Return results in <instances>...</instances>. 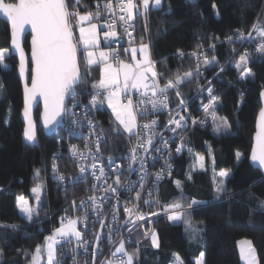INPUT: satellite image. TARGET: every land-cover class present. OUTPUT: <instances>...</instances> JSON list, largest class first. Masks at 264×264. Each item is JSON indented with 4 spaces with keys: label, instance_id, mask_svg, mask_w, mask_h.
Wrapping results in <instances>:
<instances>
[{
    "label": "trees",
    "instance_id": "obj_1",
    "mask_svg": "<svg viewBox=\"0 0 264 264\" xmlns=\"http://www.w3.org/2000/svg\"><path fill=\"white\" fill-rule=\"evenodd\" d=\"M213 3L217 5L219 15L212 7ZM95 4L96 0H82L81 13L89 11ZM258 15L264 18V0H163V8L149 11L147 32L142 17L134 21L135 42H141L143 37V42L149 44L156 71L163 74L160 78L163 83L195 70L194 58L189 54L199 50L198 42H202V50H206L209 60L215 56L219 65L225 66L217 77L219 66L206 68L202 64L203 76L183 83L180 92L194 104L193 95L198 86L207 80L213 81L220 94L215 111L218 117H227L231 126L227 133H216L212 121L206 128L191 130L183 140V153L175 160L171 174L153 193V201L158 203L152 201L149 208L152 211H161L164 205L174 202L184 204L185 208L193 199L206 202L187 211L191 224L200 228L198 238L193 239L183 221L172 222L167 215H162L154 222L161 243L159 249L152 248L150 240L137 233L129 240L131 242L126 241L128 251L135 249L136 241H140L138 264H172L173 253H179L184 264H195L201 251L205 252V264H243L237 249V240L242 238L251 240L258 264H264V210L259 209V201L264 200V183L261 182L264 175L249 161L255 118L260 108L259 92L264 86V56L249 60L254 79H241L235 61L245 50L251 51L253 41L229 45L213 39L218 36L223 40L236 29L247 33ZM28 39L26 36V50L29 48ZM9 40L8 24L0 19V47H9ZM212 43H216L214 51L208 50ZM231 48L236 49L235 53ZM178 49L185 53L183 57L178 54ZM79 56L83 73L85 62L81 53ZM5 63L7 68L0 66V84L3 85L0 88V222L18 227L15 230L0 228V247L5 249L0 264H28L36 246L60 226V218L66 212L69 216L68 200L79 193V185L59 184L54 179L53 154L63 157L56 161L62 170L69 164L59 140L60 128L47 136L37 123V142L24 141L20 117L23 97L16 73L17 60L11 55ZM90 72L91 75L77 87L83 97L90 94L92 83L99 79V65H92ZM168 94L175 105V91L170 90ZM39 113L40 107L37 106L34 110L36 121ZM96 119L107 138L102 151L113 156L124 152L131 136L113 133L115 123L105 108L98 110ZM237 151L242 154L239 160L235 155ZM196 154L205 157L204 170L194 168ZM37 168L41 169L39 178L34 175ZM222 169L230 170V176L217 178L215 175L214 179V174ZM220 179L224 180L227 193L216 199L214 185ZM176 181L181 182L182 193ZM37 183L43 185L40 192L42 204L38 217L34 215L33 221L29 222L21 215L16 198L23 196L35 206L31 189ZM58 258L61 264H69L66 259Z\"/></svg>",
    "mask_w": 264,
    "mask_h": 264
},
{
    "label": "snow or ice",
    "instance_id": "obj_2",
    "mask_svg": "<svg viewBox=\"0 0 264 264\" xmlns=\"http://www.w3.org/2000/svg\"><path fill=\"white\" fill-rule=\"evenodd\" d=\"M82 0H0V14L6 18V22L10 24V46L0 47V66L7 68L6 59L12 54H19V75L24 78V109L23 117L25 126L23 128V137L29 143L37 142V125L32 115L33 101L37 96L43 98L44 110L41 113V120L43 129L47 133L57 131V127L67 122L70 126L68 133L70 137H78L84 141V150H81L77 145L71 144L69 146L70 155L74 158L77 164L79 174L76 176L65 177L64 174H57L55 179L59 182L68 181V183H78L85 179L89 174L94 178L96 183L92 185L93 195L88 197V201L81 200L77 205L76 201L71 202L72 210H82L85 212L84 216L70 217L67 212L60 218V226L55 228L51 235L45 237L43 245H37L31 253L30 264H42V260L46 256V264H61L58 258V249L65 243L71 244L75 242V247L71 249L72 253H76L78 249L83 248L87 251L89 242L83 239L84 233L78 229L77 224L82 223L87 227L88 209L86 203L90 202L91 211L98 217L100 224V231L94 233V242L92 245V264H96V257L102 254L100 249V241L102 239L101 233L107 229V236L110 243H114L112 235L118 232L120 227L131 225L127 227V231L131 234L136 227L137 221H144L145 215L138 212V206L135 210L129 207L127 203L124 206V212L127 217L124 225L113 227L105 223V220L100 218L104 216L103 202L109 198L108 194L118 195V187H121L122 167L115 162V158L108 157V169L106 172L105 165L102 163L101 143H106L107 138L104 134V129L99 122L88 118V114L93 109H99L107 101L108 107L112 109L115 115L116 125L112 128L115 135L128 133L130 136L138 132L136 123V113L133 109L132 100L129 99L127 104L120 102L121 93L126 92L129 87L133 89H143L141 104L150 106L152 111L168 105V92L174 90L178 98V108L181 110L175 116L170 114L168 124L165 126L166 130L171 132L173 136H179L189 120L193 125H203L206 121L203 118L193 117L188 112V102L180 92V86L196 77L203 76V69L201 68V60L206 68L219 66V72L216 76L225 70L224 65H219L216 57L213 56L211 60L208 59L206 50H199L189 55L196 58V69L184 72L182 75H176L174 79H168L167 82L161 86L158 78H163V74L156 71V61L151 58L150 46L141 42L137 47L131 45L135 43L134 21L137 17H142L145 21L144 28L148 31V13L150 10H160L163 8V0H96L95 11H84L81 13L80 7ZM87 7V6H84ZM170 7V6H169ZM212 7L217 10V5L213 3ZM105 14L107 18L105 19ZM104 20V26L107 28L103 31V40L108 43H115L116 38L120 35L117 28V21L124 29V34L129 37L130 48H125L124 52H131V63L119 59L120 53L116 48L109 47L107 50L100 48V25L93 21ZM31 28V66L29 67L25 49L22 44L21 37L25 31V27ZM74 27H78V38L74 34ZM133 31H129V29ZM215 41L220 43H228L232 45L236 42L243 43L244 41H254L259 39L256 47V52L264 54V18L257 16L251 28L245 33L240 29L233 31L232 35L226 36L223 40L220 37H213ZM202 42H198L197 49H202ZM216 43L209 44L208 50L214 51ZM235 53L236 49H230ZM82 52V59L84 60V70L81 72L80 59L78 53ZM178 54L183 57L185 55L181 50H177ZM137 53L142 58H137ZM251 53L245 50L235 61V67L239 70L241 79H248L255 77L252 69L248 66ZM112 61H115L113 63ZM100 64V78L98 81L92 83L91 87L94 94L91 95L87 104L82 105L83 118H79L75 108L81 107V102L77 99V87L88 76L91 75L90 68L92 65ZM30 76V86L28 78ZM3 85L0 84V88ZM264 87V86H262ZM198 92L201 94L207 93L208 103H203L201 99L200 107L203 109L204 117L211 115L214 124L213 131L220 133L229 132L230 124L227 117H218L215 111L218 106V97L214 95V87L210 80L207 81V86L199 85ZM242 95V94H241ZM261 99L264 100V90L260 92ZM102 97V98H101ZM66 99H70L72 107L66 106ZM185 113V114H182ZM141 114H148L145 110ZM71 117L69 120L68 118ZM257 131L255 133V143L251 152V160L258 162L260 168H264V107H261L258 114ZM88 128V133L85 135L81 129ZM122 126V127H121ZM158 121L153 119L150 122L144 123L140 127L146 130L145 136H139L137 145L130 150L128 170H134L133 165L139 164V188L143 190L144 181L148 175L146 171L147 158L152 151L162 153L169 151V139L165 138L163 132H156ZM99 129V132H97ZM58 134V133H57ZM159 137L162 147L155 144V139ZM62 139V138H61ZM181 143L177 145L176 152L180 153L184 148L183 138ZM92 145V146H90ZM94 146V147H93ZM138 150H142L144 155H138ZM236 158H241V153L236 152ZM60 154H53V171L58 173L57 160L62 159ZM153 160L158 157H152ZM200 161V167L203 168V157L197 156ZM91 160V163L88 161ZM215 158L213 157V163ZM170 169V165L166 164ZM41 169H34V175L39 178ZM99 173V174H97ZM115 173L112 184H108V178ZM170 174V171H169ZM230 170L222 169L218 173L220 178L230 176ZM163 175V169L155 173L157 180ZM191 179V175L188 176ZM215 179V174H214ZM264 183V178L261 180ZM137 182L133 181L128 186V191H134L133 185ZM178 188L182 185L180 181L175 182ZM256 181H253L255 184ZM252 185H249L251 188ZM43 188L42 183H37L32 189L35 194L36 205H30L29 201L23 197L16 198V204L20 212L26 219L33 221L34 215L38 217L41 207L40 192ZM96 191H101L103 195L99 198L95 195ZM227 193L223 179L214 185L215 198L219 199L221 194ZM151 196V192L148 193ZM254 195V194H253ZM135 200H141V191H135ZM158 203V201H153ZM149 203V201H144ZM206 203L199 200H191L185 208L184 204L174 202L163 206L162 210L167 215V219L172 222H180L186 225V231L191 228V218L187 215L189 209H193L195 205ZM259 209L264 210V200L259 201ZM118 208L114 207L112 224L118 225ZM152 216L159 215V213H150ZM18 227L16 224H8L7 222H0V228L15 230ZM193 239L198 238V232L192 233ZM144 239L150 240V246L154 249L161 247L159 234L155 229L147 230L143 234ZM131 242V241H129ZM137 247L132 251L126 248L124 239H120L118 246L111 252L109 258L100 261V264H138V256L140 253V241H136ZM20 252V250H17ZM5 249L0 247V257H3ZM28 255L27 252L23 253ZM43 254V255H42ZM59 255H64L59 252ZM241 256L247 261V264H258L256 250L251 241H244L241 247ZM73 264H77L75 256H73ZM173 264H184L183 259L179 253H173ZM195 264H205V252L201 251L199 256L195 259Z\"/></svg>",
    "mask_w": 264,
    "mask_h": 264
},
{
    "label": "built area",
    "instance_id": "obj_3",
    "mask_svg": "<svg viewBox=\"0 0 264 264\" xmlns=\"http://www.w3.org/2000/svg\"><path fill=\"white\" fill-rule=\"evenodd\" d=\"M103 2H104V0H101V3H103ZM95 6H96V4L89 11H95ZM104 18L105 19L107 18V14H105ZM93 22L98 23L99 25H102L104 27V30L105 31L107 30V28L104 26V20L103 19L100 21L94 20ZM116 30L120 35L116 38L115 43H108L109 47L119 49L121 46H128L129 45V37L124 34V29H123V27L120 26L119 21H117ZM129 31H133V29L130 28ZM135 34H136V29L134 28V32H133L134 37H135ZM259 42L260 41L257 40V41H253V43H252L253 48L249 52V53H251V56H250L251 60H254L258 57L264 56V54H260V53L256 52V47H257V44ZM199 50H202V49H199ZM199 50H197V51H199ZM193 52H195V51H193ZM193 52H191V53H193ZM193 58H194L195 69H196L197 61H196L195 57H193ZM202 64H203V61L201 60V65ZM98 80H96V81H98ZM207 81H205L204 83H202L200 85H203L206 87ZM211 82H212V85L214 87V95H216L218 97V101H219L220 94L217 90V86L213 81H211ZM92 94H94L93 89H91V92L87 97H83L80 93L78 94L77 99L81 102V107L75 108V111L78 114L79 118H83L82 105L88 103ZM167 95L169 97L167 107L166 108L161 107V108L157 109L155 112L152 111L150 106H145V105L140 103L141 99L143 98L141 93H135V92H132L131 90H129L124 97L126 100H129V99L132 100L133 109L136 113V123H137V129H135L134 131L138 132L139 136H145L146 135V130L140 126L143 125L144 123L150 122L151 120L155 119L158 121V126L156 127L155 131L158 133L163 132V135L165 138L171 137V139H169L170 152L164 151L162 153H156L155 151H152L151 155L148 156L147 164H146V171H147L148 175L144 181L143 190H141L139 188V176H140L139 164L137 163L136 165H133L134 170H132V171L128 170V163H129L128 157L130 154V150L137 145V141L139 139V136L136 134L131 135L130 143H129L127 149L124 152H122L121 154H119L118 156L105 154L102 151V144L103 143H101L100 147H101V153H102V157H103L102 163L105 165L106 172L109 171L107 158L110 156L115 158V162L121 165L123 171L121 174V185L122 186L118 187V195L108 194L109 198L103 202L104 216L100 217V218L104 219L106 224L112 225L113 227H119V225H124V221L127 217V214L124 212V206H125V203H127L128 206L134 208V210H135L136 206H138V212L136 214L138 215L140 213H143L145 215V220L144 221H137L135 230L131 234H129L128 231L126 230L127 227H132L131 225H126L125 227H120L119 231L114 232L112 235V240L114 241V243L109 242L108 236H107V229H105L101 233L102 239L100 241V249L102 250V253H104V255H103L102 259H99L96 257L97 258L96 260H99L98 264H100L101 260H104V259L110 257L111 252L114 251L115 247L118 246L120 239H124L125 242L132 240L133 235L136 233L141 238H143V234L145 231L154 229V222L158 217H160L162 215L171 214V213L165 214L163 212V210H161V211L149 210L151 203L153 201L154 190L163 180H165L171 174L172 170L174 169L175 160L182 155L183 149L180 153H177L175 150L177 145H179L181 143L180 138L182 137L184 140L185 136L194 128H206L212 123L211 115L204 117L203 109L200 107L201 99H203V103H208L207 93L205 92L201 96V94L198 92V88H197L196 92L193 95L194 104L189 103V101L187 100L188 112H190L193 117L205 119L206 122L203 125H199V124L193 125L191 123V120H189L187 123V126L182 131L179 132V136L174 137L171 132L166 130L165 126L168 124V121L170 119V114L172 116H175L181 110L177 106L178 105V98L176 97L175 105H173L171 103L170 95L169 94H167ZM65 103H66L67 107H69V108L72 107V102L70 99H66ZM100 109H103V106L100 107L98 110H100ZM98 110L93 109L92 111H90L88 114V118L92 119L94 121H97L96 113L98 112ZM145 110L148 112V114H141ZM182 114H185V113H182ZM68 119L70 120L71 117H69ZM69 126L70 125L67 122H64L59 127L61 129V134H60L59 140L62 143L64 153L68 159V163H69L67 165L68 168L62 170L59 166V163L56 162L58 165V173H55V172L53 173L54 179H55V176L57 174H64L65 177L76 176L79 174V169L77 167V164L74 162V158L70 155L69 146L71 144H75L81 150H84V141L78 137H75V136L70 137L69 133H68ZM81 131L85 135H87L88 128L85 126L81 129ZM97 132H99V129H97ZM154 142H155L156 146L162 147V144L160 143L159 137H157ZM90 146H92V145H90ZM138 155H144L143 151L138 150ZM152 157H158V159L153 160ZM88 163H91V160H89ZM166 164L171 166L170 169L168 167H166ZM161 169H163V175L161 176V178L159 180H157L155 177V173L159 172ZM169 171H170V174H169ZM97 174H99V173H97ZM114 177H115V173H112V175L108 178V181H107L108 184L113 183ZM133 181H135L137 183L135 185H133L134 191L129 192L128 186ZM57 182L59 184H63L66 182L68 183L67 180L64 182H59V181H57ZM94 183H96V181L94 180V178L90 174L85 179L80 180L78 183H70L72 185L73 184L79 185L78 186L79 187V193L71 196L68 200L69 216L70 217L74 218L77 216H84L85 215V212L82 210L73 211L71 202L73 200H75L77 205L80 203L81 200H85L87 202L88 197L93 195L94 190L92 188V185ZM135 191H141V200L140 201L135 200V198H134L135 197ZM149 192H151V196L148 195ZM95 195L97 196V198H99L101 195H103V193L101 191H96ZM144 201H149V203H144ZM114 207L118 208V210H119L118 216H117L118 225L112 224ZM86 208L88 209L87 227H85V225L82 223H78L77 227H78V229H80L84 233L83 239L89 242L87 251H85L83 248H80L77 250L76 253H72L71 249L73 247H75V242H73L71 244L65 243L59 248V252L64 253V255H59V257L63 260L66 259L69 264H73V256H75L77 264H92L91 253H92V245H93V242L95 239L94 233L100 231V224L97 222L98 217L91 211L90 202L86 203ZM153 212L159 213V215H156V216L150 215V213H153ZM96 264H97V261H96Z\"/></svg>",
    "mask_w": 264,
    "mask_h": 264
},
{
    "label": "water",
    "instance_id": "obj_4",
    "mask_svg": "<svg viewBox=\"0 0 264 264\" xmlns=\"http://www.w3.org/2000/svg\"><path fill=\"white\" fill-rule=\"evenodd\" d=\"M0 19L6 22V18L2 14H0ZM7 24H8L9 30H10V24L9 23H7ZM26 36H29V39H28L29 48H28V50H26L25 47H24V49H25V54H26V57H27L28 65L30 67L31 66V60H30V55H31V28H30V26H26L25 27V31H24V33H23V35L21 37L23 46H24V41H25ZM9 46H10V40H9ZM12 56H14L16 58V60H17L16 73H17V76H18V78L20 80V83H21V86H22L23 108L21 110L20 117H21V120L23 122V128H24V126H25V120H24V117H23V109H24V92H23V88H24V78L20 77V75H19V70H18V66H19V54L18 53H14V54H12ZM78 56H79V53H78ZM28 82H29V86H30V76L28 78ZM262 90H264V87H262V89L260 90V92ZM260 92H259V102H260V108H261V107H264V100L261 99ZM37 106L40 107V113H39V116H38V121H36L35 118H34V110H35V108ZM260 108H259V110H260ZM43 110H44L43 98L40 97V96H37L36 100L33 101V105H32V115H33L34 120L36 121V125L38 123L40 125V127L42 128L44 134L47 135V136H50V135L54 134L55 132L47 133L46 134V131L43 129L42 120H41V113L43 112ZM259 110H258V112L256 114V118H255L254 132L252 134V146H251V149H250V152H249V161H250V163L255 168L259 169L260 172L264 175V168H260L258 166V162H253L251 160V152H252V148H253L254 143H255V133L257 131V122H258V118H259L258 117ZM59 127L60 126L57 127V130H58ZM23 139H24V141L26 143H29L28 141L25 140L24 137H23Z\"/></svg>",
    "mask_w": 264,
    "mask_h": 264
},
{
    "label": "crops",
    "instance_id": "obj_5",
    "mask_svg": "<svg viewBox=\"0 0 264 264\" xmlns=\"http://www.w3.org/2000/svg\"><path fill=\"white\" fill-rule=\"evenodd\" d=\"M103 31H105L104 30V27L102 25H100V37H101L100 48L101 49H108L109 48L108 42H105L103 40ZM74 34L78 38V35H79L78 27H74ZM139 44H140V42H135L131 46L132 47H137ZM125 48H130V45H128V46H122L121 48L117 49L119 51V53H120L119 59L125 60V61L131 63L132 62L131 59H130L131 52L129 50L128 53H125L124 52V49ZM81 55H83L82 52H81ZM137 58L138 59L142 58L139 53H137ZM112 62L115 63V61H112ZM98 65H99V68L102 67V65H100V64H98ZM99 78H100V73H99ZM158 82H159V84L161 86H163L165 84V83L162 82V80L160 78H158ZM129 90H131L132 92H135V93H141V94L143 93V90L142 89H133V88L129 87V89L126 92L121 93V96H120V102L121 103L127 104L128 100H126L124 97H125L126 93ZM103 108H105L106 110L109 111V113L113 117L114 123L116 125L117 122L115 121V115L112 112V109L110 107H108V104H107V101L106 100H105V103L103 105ZM195 225L196 224H191V228L187 230V232H189L191 235H192V233L194 231L200 233V228L197 225L196 226ZM244 241H248V240H244V239L237 240V249H238V252H239V256H240L241 262L243 261V257L241 256V247H242V244H243Z\"/></svg>",
    "mask_w": 264,
    "mask_h": 264
},
{
    "label": "rangeland",
    "instance_id": "obj_6",
    "mask_svg": "<svg viewBox=\"0 0 264 264\" xmlns=\"http://www.w3.org/2000/svg\"><path fill=\"white\" fill-rule=\"evenodd\" d=\"M95 23V22H94ZM105 50H107V49H105ZM127 62V61H126ZM143 90V89H142ZM144 91V90H143ZM77 93L79 94V92H78V90H77ZM122 127V126H121ZM126 134H128V133H126ZM197 156H202L201 154H196L195 155V159H196V161H195V165H194V168L195 169H197V170H204L205 168H206V162H205V157L204 156H202L204 159H203V164H204V167L203 168H201L200 167V161L197 159ZM216 175V177L218 178V173H216L215 174ZM20 197H23V196H20ZM34 197H35V194H34ZM24 198V197H23ZM24 199H26V198H24ZM26 200H28V199H26ZM29 201V200H28ZM29 203H30V205H32V206H34L33 205V203L31 202V201H29ZM20 211V210H19ZM21 213V212H20ZM21 215L23 216V214L21 213ZM24 217V216H23ZM24 218H26V217H24ZM52 233H50L49 235H51ZM48 235V236H49ZM242 239H244V240H248V241H251L250 239H247V238H242ZM44 242H45V239H44V241L42 242V243H40L39 245H43L44 244ZM253 245V244H252ZM254 247V246H253ZM43 255V254H42ZM103 255H104V253H102V254H98L97 255V258H99V259H102V257H103ZM58 257H59V249H58ZM96 258V259H97ZM97 261V264H98V262H99V260H96ZM244 264H247V261L243 258V261H242ZM28 264H30V263H28ZM42 264H46V256L44 257V259L42 260ZM173 264V263H172Z\"/></svg>",
    "mask_w": 264,
    "mask_h": 264
},
{
    "label": "bare ground",
    "instance_id": "obj_7",
    "mask_svg": "<svg viewBox=\"0 0 264 264\" xmlns=\"http://www.w3.org/2000/svg\"><path fill=\"white\" fill-rule=\"evenodd\" d=\"M83 88V87H82ZM129 248V247H128Z\"/></svg>",
    "mask_w": 264,
    "mask_h": 264
}]
</instances>
